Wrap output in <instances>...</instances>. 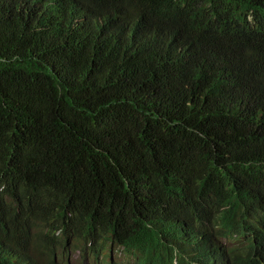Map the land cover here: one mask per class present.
Masks as SVG:
<instances>
[{"label":"trees","instance_id":"trees-1","mask_svg":"<svg viewBox=\"0 0 264 264\" xmlns=\"http://www.w3.org/2000/svg\"><path fill=\"white\" fill-rule=\"evenodd\" d=\"M69 1L0 0V252L34 239L53 263L80 238L182 264L176 210L210 198L231 223L235 193L264 189V115H218L204 95L224 78L262 94L264 67L222 71L211 51L264 24V0H89L82 26L50 30Z\"/></svg>","mask_w":264,"mask_h":264},{"label":"clouds","instance_id":"clouds-1","mask_svg":"<svg viewBox=\"0 0 264 264\" xmlns=\"http://www.w3.org/2000/svg\"><path fill=\"white\" fill-rule=\"evenodd\" d=\"M75 10L70 12L73 16L68 21L53 20L50 30L59 32L66 31L72 27L82 26L89 13L87 5L89 0H70ZM247 21L254 19L253 11L247 13ZM256 34L264 37V24L253 25L248 34L240 43L228 47H219L211 51V60L217 61L222 70H231L234 66L253 70L264 67V53H255L250 49L248 42L250 35ZM219 84L213 89L206 88L204 95L209 100V105L216 114L221 115L224 111L234 112L238 121L252 118H260L264 112L255 114L259 110L254 107L258 97L264 94L258 93V83L240 89L232 79L218 80ZM249 108V110H248ZM255 114V115H254ZM248 179L240 184L251 181ZM242 197L239 199L238 209L232 214L233 221L226 222L223 213L227 208L226 202L219 206L214 199L196 196L191 202V207L175 211V230L181 234L184 253L182 264H264V189L252 188L238 191ZM214 202L216 204H214ZM66 249L61 245L65 254L63 259H58V252H53L55 259L53 263L50 258L46 259V253L36 249L34 239L29 247L15 249L5 244L0 252V258L8 264H133L134 260L123 251L122 247L105 243L99 251V244L94 241L78 239ZM108 248L104 249L106 246ZM104 249V250H103ZM54 251V250H53ZM114 252L128 258L114 257ZM77 254L79 261H73V255ZM175 264L178 260L175 259Z\"/></svg>","mask_w":264,"mask_h":264},{"label":"rangeland","instance_id":"rangeland-1","mask_svg":"<svg viewBox=\"0 0 264 264\" xmlns=\"http://www.w3.org/2000/svg\"><path fill=\"white\" fill-rule=\"evenodd\" d=\"M57 252H58V259H63L65 252L61 246H59V248L57 249ZM114 257L118 260H120L121 257L124 258V260H126V261L128 260V258L123 257V255L121 256L120 252H118V253L114 252ZM79 259L83 260V259L79 258V256L77 254L73 255V257H72V260L74 262L79 261Z\"/></svg>","mask_w":264,"mask_h":264}]
</instances>
